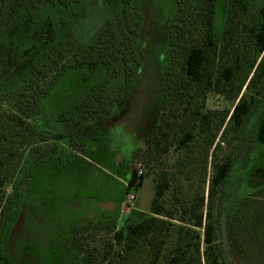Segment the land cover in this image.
I'll list each match as a JSON object with an SVG mask.
<instances>
[{
	"label": "flooded vegetation",
	"instance_id": "obj_1",
	"mask_svg": "<svg viewBox=\"0 0 264 264\" xmlns=\"http://www.w3.org/2000/svg\"><path fill=\"white\" fill-rule=\"evenodd\" d=\"M136 1L138 0H0V86L3 79L1 63L4 61L6 67L7 64H13V44L20 30H32L34 36L25 52L32 45L44 47L40 50L38 60H32L28 64L26 74L17 72L13 75L14 82L19 85L5 92H2L0 87V177L4 171L2 160H19V165H15L9 172L11 181L4 186L9 188L7 195L3 193L0 182V264H114L113 228L120 212L127 210L125 198L130 186L125 178L134 171L132 162L135 155L140 160L141 167V172H136L139 177L137 191L141 205L147 187L150 192L148 201L143 204L145 206L138 212L129 211L126 221L131 216L134 218L136 214L141 217L152 214L149 210L157 201L156 193L159 186H162L157 175L151 171L150 157L153 145L161 142L164 133L165 97L166 88L169 87L173 88V96L175 95L176 99L171 112L173 118L175 115L176 130L173 133L170 173L173 181H179L182 191L188 186L192 199L207 174L205 204L203 201L206 212L211 175L217 163L213 156L217 149H223L224 140L230 141V148L235 152H232V156L222 155V159L218 161L223 169V163L226 164L228 157L231 158L229 171L217 187L219 227L222 232L227 234V225L239 222L233 218L237 208L233 209L234 205L227 208V202L234 201L237 192L245 187L250 193L260 190L264 192V157L256 172L232 174L235 167L241 171L248 168L252 161L251 155L258 152L259 145L264 146V96L259 95L257 104L252 107L236 131L231 125H227L231 110L223 129V111L205 110L188 98V90L181 88L183 81H188L197 87L195 90L199 94V85L182 73V67L180 75L177 76L174 72L173 60L176 59L173 57V46L176 29H172L171 25L164 26L161 37L165 41L163 49L156 45L157 40L148 38V26L142 28V21L138 30L144 37L142 40L135 38L136 52L133 54L137 58L134 63L141 59L138 55L141 54L143 46L151 45V56L155 61L164 54L160 74L162 76L158 77L163 80L166 75L169 78L168 83L157 86L163 100H157L151 118L129 116L128 109L114 105L104 106L99 100L96 102L100 105L91 106L98 95L96 85L92 86L94 89L85 101H72L70 111L68 107L45 105L55 83L69 71L66 66L61 70L59 62L57 74L55 73L40 91L39 106L16 105L12 113L3 117V94L5 97H8V94L15 95L14 99H17L18 94L22 93L20 89L34 80L40 66L55 64L53 61L59 57L60 52L71 46L78 47L80 55L70 66L74 63L91 66V74L107 73L112 79L116 77L114 74L119 69L124 76L121 82L126 79L134 63L132 64L133 60L129 62L130 59L124 52L121 53L118 34H133L131 30L135 27L126 21L122 23V28H119L120 23L117 25L114 19L128 18L131 4ZM173 2H178L177 8L180 9L181 0ZM89 9H95V13H88ZM91 24L92 31L88 32ZM77 25L79 26L76 27ZM60 29L61 32L62 29L66 30L67 37L63 41H60ZM161 42L162 46L163 41ZM157 49L164 50V53L155 54L154 50ZM116 60H121L122 66L119 68L116 67ZM106 62L109 63L108 67H111L108 70ZM24 64H27V61L22 65ZM204 77L206 81L212 80L211 85L206 83L204 91L219 92L223 87V78L218 76L215 70ZM178 94L180 99L176 97ZM242 95L239 94L237 101ZM178 100L181 104L179 106ZM136 113L135 111L133 114ZM138 113H141V110ZM181 115L187 127L180 130V124L177 125V122ZM7 117L9 121H6ZM214 127H218V133L210 137L209 130ZM125 132L132 139L124 140ZM227 132L230 133V139L225 137ZM86 153L101 155L107 158L108 163L100 164L89 158ZM260 155L259 149L258 156ZM159 160L155 158L154 166H159ZM211 164L212 169L209 167ZM34 165L36 169L32 168ZM248 171L251 170L247 169L246 172ZM61 180L64 186L61 185ZM241 206L242 203L239 208ZM110 230L113 232L108 239H99L101 234Z\"/></svg>",
	"mask_w": 264,
	"mask_h": 264
},
{
	"label": "rangeland",
	"instance_id": "obj_2",
	"mask_svg": "<svg viewBox=\"0 0 264 264\" xmlns=\"http://www.w3.org/2000/svg\"><path fill=\"white\" fill-rule=\"evenodd\" d=\"M263 2L264 0L215 1L212 7V10L214 11L211 12V22L213 25L212 27L215 45L219 47V50L215 52L213 58H210L209 69L211 71H216V69H218L221 64L233 63L237 48H240L241 51L251 49V46L253 45L251 34L248 30H244V26L254 25L257 22L258 8ZM177 3L178 2H173V0H138L131 4V10L128 18L125 19L124 17H122L119 19H114L117 25H119L120 23L119 28H122V23L126 21H128L130 25L132 24L133 27H135L131 31L133 32V34L137 33L136 36L130 32L125 35H122L121 33L118 34V41L120 43L119 47L121 48V53L124 52L129 57L130 63L131 60H133V64L137 58H135L133 54V52H136L135 38L136 40L139 38L142 40V38L144 37V35H141L138 30V25L139 23H141V21L142 28L144 26H148V38H151L152 40H157L156 45L158 47H162L161 49H163V46L165 44V41L161 39L162 33H164V26L168 27L171 25L172 29H176V40L175 45L173 46V57L176 59L173 60L175 65L174 72L177 73V76L181 74V63L188 48L191 46L202 44L204 31L207 27L209 17L206 0H181V2L179 3L180 9L177 8ZM244 7L246 10H243ZM87 12L93 14L95 13V9H89ZM87 23L90 24L89 21H87ZM72 25L74 26V23H72ZM78 26L79 25H77L76 27ZM92 28L93 25L91 24L89 25V30L87 29V31H92ZM225 30L229 31L228 35L224 34ZM59 32L61 39L60 41H63L65 37H67L65 36L66 30L62 29L61 32L60 29ZM32 34V30H20L17 33L13 44V58L11 59V61L13 60V64H7L8 67H6L5 62L2 61L1 76L3 79L1 80L0 86L2 92L11 90V88L14 86L16 87L18 83L16 84V82H14L13 75L17 72H25L26 74L28 64L32 60L36 62L38 60V57H40V50H42L43 46L36 47L32 45L31 47H28L27 52H25V48L29 45L30 42L34 40V36H32ZM229 35H231V38L233 39L232 41L230 40ZM228 38L230 40L229 42H227ZM161 41H163L162 46ZM137 43L139 45V42ZM143 45H145V43ZM153 46H155V43H153ZM66 49L67 50L65 52V56H63V58L61 59V66L63 65L62 63H64L66 67H69L72 62H76L75 58L79 57L80 51L76 46H71ZM151 49V45L149 47L143 46V48L141 49V54L138 55L141 56V59L133 64V68L130 71L131 73L126 79H124L125 81L123 80L122 82L121 80L123 73L119 71V69H117V72L114 74L116 75V77L112 79L107 75V73L103 75L97 74L96 72L94 74H91V71L93 70L91 66H83L82 68L76 69L71 65L69 71L64 76L61 75L62 77L55 83V85L51 89L45 105L52 107H68V110L70 111V107L73 106L72 101H85L88 98V95L91 94L92 90L94 89L92 88V86L96 85V87H98V95H96L95 102L93 103V105L91 104V106L96 107L100 104H104V106L109 107L118 106V108L120 107L125 110L128 109L130 111L129 116L135 115V118L141 119L151 118L154 113L153 106H155L157 100L162 99L157 90V86L158 84H166L169 80L166 75L163 77V80L162 78L158 77L162 76L160 74L162 72L164 63L162 59L164 54L155 61L154 57L151 56ZM161 49L154 50V52L156 51L155 54H157V52L160 54L164 53V50ZM24 61H27V64L22 65ZM120 61L121 60H116L117 68H119L120 65L122 66V64H120ZM108 64L109 63L107 62L105 63L107 70L111 68L108 67ZM43 67L46 66L42 65L39 68ZM45 69L48 71L46 72L45 77L41 76L39 79H37V85H40V87L45 86L48 81L53 77V69L51 68L52 70H50V68L48 67ZM56 80L57 79H55V81ZM248 80L249 76L246 77L245 71L243 70L239 73V75L235 78L232 83L223 84V87L220 89L219 92H215L213 90L204 91V89H198V94L196 91L197 87H195L194 84L183 80V86H181V88L188 90L190 96L188 98L190 100L195 101V104L197 103L198 106L204 107L205 110H215L216 112L223 111V115L225 114L223 120L224 129L225 120L230 111L232 110L234 104L236 103L239 94L241 93V95L243 94L248 97L249 93H253L252 91H254L252 87H250V89L246 87ZM238 86L240 88L238 93H236V89ZM172 89L173 88L171 87L166 88V116L164 120L165 125L163 126L164 133L161 137L162 140L161 142L159 141L157 145H153V153L150 157L152 162L151 171L157 175L156 177L158 181H160L161 185L164 186V192L162 197L160 198V202L163 204L165 210L170 211V213L172 214V218L167 219L171 223V227L168 232L169 234L166 237L164 244L162 245L158 257L155 259L153 258L150 246L147 244H141L134 256L125 257L123 251L120 250V248L114 243L113 259L114 261H121V264H164V261H166V259L170 256V252L176 245L177 232L176 226L174 225L181 224V222L179 221V217L183 214L181 208L182 205L191 206L192 203L200 197H203L205 204V193L208 182L207 174L205 175L204 180L200 184L199 191L191 199V189L186 186L184 187L185 189L182 191L181 185L178 183L179 181H173V178L170 173V164L173 160V133L174 130H176L174 126L175 115L173 118L171 113L173 112L176 102L175 95L173 96L174 92L172 91ZM20 91L24 93L23 96H21L20 94L18 95L17 99L21 101V99H24L26 94L29 95V90L23 91L22 89H20ZM262 95L264 96V93ZM176 97H179L180 99V94L176 95ZM5 98L6 97L4 96L1 106V112L3 113V117H6V114L12 113L13 108L16 105H21L20 101H18L17 99ZM15 100H17V102H15ZM98 100L100 104L96 102ZM115 103H117L118 105ZM179 105L181 104L178 100V106ZM139 110H141V113H138ZM135 111L137 113L133 114ZM143 112H145V114ZM182 117V115L179 116L177 122V125L180 124V130L186 129L187 127V124L182 119ZM6 121H9V117H7ZM217 128L218 127L210 128V137H213L215 136V134L218 133ZM123 137L126 141L132 139V137L127 135L126 132L124 133ZM225 137L227 139H230V133L227 132ZM116 141L112 142L115 143ZM230 147H232L230 141L227 142L223 140V149H217L215 155L213 156V159L215 161H219L222 159V155L223 157L224 155L232 156V152H235V150H232ZM259 147L261 155L258 156V149L257 153H253L251 155L252 161L248 168H245V170L243 169V171H241L240 169L235 167L233 168L232 174H234L235 172H237V174H248L249 172H256L258 165L263 162L264 157V146L259 145ZM86 154L92 160L100 162V164L108 163L107 158L105 159L101 155H90L89 153ZM155 158L160 159L158 161L159 163H157L159 164V166H154ZM132 163V170L136 171V168L140 164V160L138 159V157H136V155ZM212 164L209 165L211 169ZM247 169L251 171L246 172ZM63 183V180H61V185ZM137 188V184L135 187L127 188L128 193H132L134 195V200H132L130 206L126 207L128 211L124 210L120 212L119 216L117 217L114 223V232L124 226L129 211H140V209L145 206L143 204L148 201V193L150 192V188L147 187L146 191L144 192L145 196L143 195L144 197L142 205L139 201L140 195L137 191ZM248 191L249 189L245 187L244 190H240L239 192H237L234 196V201L227 202V208H230L232 205H234L233 209L237 208V213H235V215H238L240 213V215L238 216L240 218L241 225L244 224L245 230L256 232L255 228H253V224L247 221H243V219L248 220L249 218H252V222L254 220H256L257 222L259 220H264V192L262 190L257 193H250V191ZM8 192L9 188L7 186L3 187V193L7 195ZM246 198H248L247 200L249 204H251V210H245L244 207L239 208V205L243 203L244 199ZM215 204L216 205L212 210L213 217H216L218 220V228L215 240L221 251L222 257L224 258L225 264H264V251L261 252L258 247L253 246L252 243H250L249 237H244L241 234L239 235V241L241 242L240 245H242L243 248L242 251L238 250L235 247L236 245L233 243V241L230 238L226 237L227 234L224 231L222 232V229L219 227V197L217 198ZM202 211L203 213H205L204 205ZM255 218H258L259 220ZM228 226H231V224L229 223L227 227ZM263 229L264 228L259 229L260 233L263 231ZM197 230L200 232V234L202 233V229L197 228ZM113 231L110 230L108 231V233H104L105 235L101 234L99 239H108L112 235ZM203 247V243L200 242V252L203 250Z\"/></svg>",
	"mask_w": 264,
	"mask_h": 264
},
{
	"label": "trees",
	"instance_id": "obj_3",
	"mask_svg": "<svg viewBox=\"0 0 264 264\" xmlns=\"http://www.w3.org/2000/svg\"><path fill=\"white\" fill-rule=\"evenodd\" d=\"M202 1V0H201ZM208 6V17L207 27L204 31L203 41L201 45L191 46L184 57V61L181 63L182 73L190 77L197 85L198 89H206V83L212 84V80L204 77L205 74H211L213 71L209 69L210 58H213L215 52L219 50V47L215 45V39L213 34V25L211 22V12L212 7L216 0H206ZM243 10H246L245 7ZM244 30H248L251 34L252 43L251 51L246 49L241 51L237 48L235 59L233 63H224L216 69L218 76L223 78V84L232 83L235 78L243 70L245 71V76H249L247 88H253V93H249L246 97L242 95L240 99L233 106L231 111L228 126L236 131L237 128L244 122L246 115L251 111L252 107L257 104V100L260 94L264 93V2L258 8V19L254 25L244 26ZM52 32L51 28L49 29ZM225 35L229 34L228 30H225ZM230 40L231 35H229ZM227 40L229 42L230 40ZM67 49H63L56 60L55 64L49 65L50 70L53 69L52 74L56 75L58 68V62L61 65V59L65 56ZM241 51V52H240ZM116 54V52H115ZM52 62V63H53ZM73 67L82 68L83 65L80 63H74ZM65 67V64L61 66V70ZM71 66L67 67L68 70ZM45 68H39L38 73L34 80L28 82L22 88L23 91L29 90V95H25L24 99H21V105L24 106H36L39 104L40 91L43 90L40 85H37V79L41 76L45 77ZM52 68V69H51ZM49 70V69H48ZM68 72V71H67ZM172 73L171 71H169ZM56 73V74H55ZM218 82V79L216 80ZM35 84V85H34ZM206 86V87H205ZM239 86L236 89V93L239 91ZM24 93L20 95L23 96ZM7 98H15V95L8 94ZM19 95V94H18ZM5 95L3 94V97ZM22 98V97H21ZM33 98V99H32ZM23 103V104H22ZM117 104V103H115ZM118 105V104H117ZM225 115V114H224ZM223 115V120H224ZM224 131V130H223ZM10 153V152H9ZM228 157V156H227ZM226 161L223 160V162ZM217 163L214 165L213 172L211 175V184L208 192V208L205 213H203V197L197 198L191 206L182 205V215L179 217L180 225L176 226V245L170 252V256L164 261V264H225L224 258L222 257L221 251L216 243V232L218 228V220L213 217L212 210L216 205L218 198L217 187L220 185L227 172L229 171L231 165V158L228 157L226 164L223 163V169L221 165ZM3 174L0 177V182L2 187L11 181L10 171L14 169V166L19 165V160L16 161L8 160L1 161ZM35 167H32L36 169ZM16 168V167H15ZM139 177L136 176V171H133L130 176L126 177L128 185H132L134 181L137 180V185H139ZM164 192V186H159L156 193L157 201L152 205L149 210L152 214H146L144 216H132L125 222L124 226L114 232L113 240L114 243L123 251L125 257L134 256L141 244H147L150 246L153 258H157L162 245L164 244L166 237L168 236L169 229L171 227L170 221L167 219L172 218L170 211L165 210L163 204L160 202ZM248 198L244 199L242 206L240 208L251 210V204H249ZM205 214V215H204ZM158 215V216H155ZM240 215V213L238 214ZM238 215H234L235 221L238 223L231 224L228 226L229 232L228 237L231 238L235 247L242 251V245L239 241V235L244 237H249L250 243L253 246L258 247V249L264 251V229L260 233L259 229L264 228V220H259L258 222L252 218L247 221L253 224L256 232L246 231L244 224L241 225L240 218ZM205 216V220H204ZM219 216V215H218ZM251 225V224H250ZM173 226V225H172ZM226 227V226H225ZM252 227V226H250ZM202 229V233L197 230ZM258 229V230H257ZM200 242L203 243V250L200 252L199 245ZM119 252V251H118ZM123 255V256H124ZM114 258V257H113ZM152 259V260H154ZM114 264H121V261H114Z\"/></svg>",
	"mask_w": 264,
	"mask_h": 264
},
{
	"label": "built area",
	"instance_id": "obj_4",
	"mask_svg": "<svg viewBox=\"0 0 264 264\" xmlns=\"http://www.w3.org/2000/svg\"><path fill=\"white\" fill-rule=\"evenodd\" d=\"M136 172H137V174H139V173L141 172V167H140V166H138V167L136 168ZM136 184H137V180L134 181V182L132 183V185H130V187H135ZM132 200H134V195H133L132 193H127L126 198H125V205H126L127 207L130 206Z\"/></svg>",
	"mask_w": 264,
	"mask_h": 264
}]
</instances>
